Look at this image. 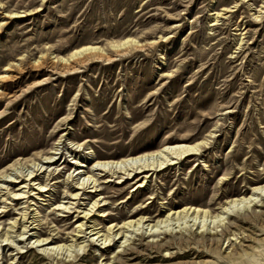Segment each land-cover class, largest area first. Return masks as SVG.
Listing matches in <instances>:
<instances>
[{"label": "rangeland", "instance_id": "obj_1", "mask_svg": "<svg viewBox=\"0 0 264 264\" xmlns=\"http://www.w3.org/2000/svg\"><path fill=\"white\" fill-rule=\"evenodd\" d=\"M262 4L263 0H0V23L5 24L0 30V74L14 64L12 79L1 87L0 170L49 150L63 133L68 134L67 146L89 145L85 153L90 158L137 155L214 133L197 164V159H190L138 191L104 185V209L111 215L100 220L102 226L122 223L132 215L165 216L186 205L216 209L228 198L263 184L264 14L255 19ZM225 8L230 9L228 15L212 27L211 15ZM15 13L24 17L6 18ZM126 37L143 43L165 37V42L112 65L94 63L70 77L32 66L42 52L65 56L85 45ZM45 79V85L37 86ZM67 115L71 121L56 132ZM52 190L50 201L31 203L35 205L29 211L37 210L31 213H36L37 222L30 234L45 232V237L58 234L60 240H70L76 215L54 210L63 202L65 189L60 183ZM22 202L7 207L9 213L0 211L2 227L7 229L10 221L21 217L20 209L30 205ZM262 210L263 217L233 229L238 231L231 237L234 241L225 240L218 249L190 244L159 251L145 247L148 239L140 242L135 237L139 250L123 255L122 264H264ZM91 240H85V251L77 258L73 254L68 259L49 258L34 241L15 242L14 248L23 249L13 251L0 240V264H113L122 250L115 248L118 244L104 250Z\"/></svg>", "mask_w": 264, "mask_h": 264}, {"label": "bare ground", "instance_id": "obj_2", "mask_svg": "<svg viewBox=\"0 0 264 264\" xmlns=\"http://www.w3.org/2000/svg\"><path fill=\"white\" fill-rule=\"evenodd\" d=\"M237 7L238 5L234 8ZM229 11L230 9L225 8L222 12L213 13L211 26H217L220 19L225 18ZM257 11L259 15L255 16L256 20L264 14V0ZM23 17L19 13L6 16L11 20ZM2 25L5 24L0 23V30ZM239 36L238 46L241 48L244 38L242 33ZM164 40L165 37H161L160 42L143 43L137 38L126 37L121 40H110L106 45H85L65 56L54 52H42L38 59L32 61V66L36 70H47L59 77H70L83 73L87 66L94 63L112 65L130 57L132 53L146 51L149 45L163 43ZM13 66L14 64L5 66L3 74H0V98H3L1 89L3 83L12 79L10 72ZM45 81L46 79L37 86L45 85L47 83ZM1 115L3 114L1 113L0 117ZM70 121V115L63 117L56 132ZM67 136L68 134L63 133L49 150L37 152L27 159H18L0 170V204L4 205L0 207L1 213H9L7 207L12 206V203L23 201L20 204L24 206L30 201V205L20 209L21 217L10 221L7 229L0 223V240L2 243L6 242L4 247L20 251L23 247L14 248L15 242L25 245L34 241V244H37L36 248L41 249L49 258L60 256L68 259L73 257V254L77 258L81 250L85 251L86 246L82 245L87 238L88 240L91 238V243L97 242L98 247H103L104 250L118 244L115 248L122 250L113 258V264H122L123 255L130 250H139L134 242L135 237H139L140 242L148 239L145 247L159 251H167L173 246L186 247L190 244H209L218 249L223 241H231V243L234 241L233 238L237 236L238 231L233 229L263 217L264 183L252 186L246 194L228 198L216 209L186 205L182 208L170 209L165 216L132 215L122 223L109 222L106 226H102L100 220L110 218L111 215L104 209L108 205L102 193L105 191L104 185L124 189L132 186L133 189L137 187L138 191L147 187L152 178L160 173L181 166L190 159H197V164L199 158L203 157V153L208 149L214 133L211 132L205 138L190 143H166L155 150L137 155L95 158H90L88 157L90 153H85L91 150L87 144L72 143L73 146H67L65 144ZM65 147L68 154L63 151ZM64 176L65 179L60 180ZM60 183L64 186L65 198L63 197V202L55 204L54 210L60 214L76 215L75 234L70 240L69 238L60 240L56 237L58 234L54 237H45V232L30 234L35 230V228L30 229L31 226L37 222V210L29 211L30 207L35 205L31 203L42 198H48L50 201L52 187ZM259 207L262 209L258 211ZM34 212L35 215L31 214ZM231 231L234 235L230 234ZM185 233H188V237ZM12 234L17 235L13 237ZM28 234L30 235L24 240ZM17 237L20 239L15 241ZM21 253L24 252L21 251L17 255Z\"/></svg>", "mask_w": 264, "mask_h": 264}]
</instances>
